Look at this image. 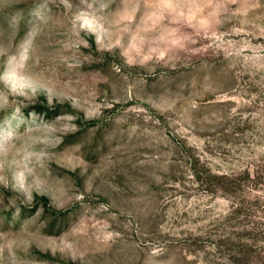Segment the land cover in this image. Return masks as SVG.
Masks as SVG:
<instances>
[{
    "label": "rangeland",
    "instance_id": "1",
    "mask_svg": "<svg viewBox=\"0 0 264 264\" xmlns=\"http://www.w3.org/2000/svg\"><path fill=\"white\" fill-rule=\"evenodd\" d=\"M0 264H264V0H0Z\"/></svg>",
    "mask_w": 264,
    "mask_h": 264
}]
</instances>
